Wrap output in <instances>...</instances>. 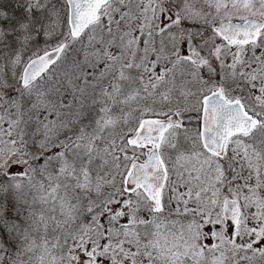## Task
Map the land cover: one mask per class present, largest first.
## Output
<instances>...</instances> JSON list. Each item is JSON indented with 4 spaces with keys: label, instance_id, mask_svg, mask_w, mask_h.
<instances>
[{
    "label": "snow or ice",
    "instance_id": "1",
    "mask_svg": "<svg viewBox=\"0 0 264 264\" xmlns=\"http://www.w3.org/2000/svg\"><path fill=\"white\" fill-rule=\"evenodd\" d=\"M0 264H264V0H0Z\"/></svg>",
    "mask_w": 264,
    "mask_h": 264
}]
</instances>
